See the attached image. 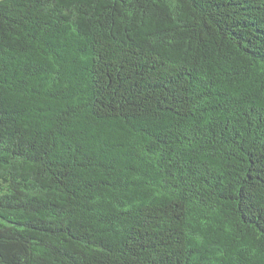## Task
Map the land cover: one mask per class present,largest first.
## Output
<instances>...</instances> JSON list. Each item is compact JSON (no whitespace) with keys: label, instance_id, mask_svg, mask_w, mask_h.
<instances>
[{"label":"trees","instance_id":"obj_1","mask_svg":"<svg viewBox=\"0 0 264 264\" xmlns=\"http://www.w3.org/2000/svg\"><path fill=\"white\" fill-rule=\"evenodd\" d=\"M0 264H264V0H0Z\"/></svg>","mask_w":264,"mask_h":264}]
</instances>
